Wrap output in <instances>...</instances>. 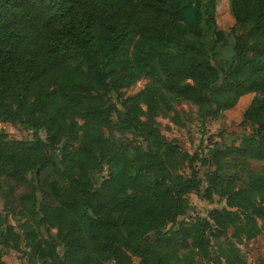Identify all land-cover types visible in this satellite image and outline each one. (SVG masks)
<instances>
[{"label":"trees","instance_id":"1","mask_svg":"<svg viewBox=\"0 0 264 264\" xmlns=\"http://www.w3.org/2000/svg\"><path fill=\"white\" fill-rule=\"evenodd\" d=\"M214 13L215 0H0V121L33 130L15 145L0 135V199L25 219L21 235L1 233L3 247L23 243L28 264H197L229 229L238 243L259 234L264 171L247 161L264 163V0H230L243 31L230 32L232 42ZM142 77L153 84L112 121L109 94ZM248 93L243 122L254 131L233 149L189 154L154 122L168 117L167 97L215 117ZM113 128L143 146L106 137ZM59 146L55 160L48 149ZM224 158L237 185L219 176ZM196 163L215 167L204 189L192 170L175 173ZM102 165L107 174L94 183L90 170ZM190 193L207 202L215 193L226 208L180 223ZM234 260L218 246L210 262Z\"/></svg>","mask_w":264,"mask_h":264},{"label":"rangeland","instance_id":"2","mask_svg":"<svg viewBox=\"0 0 264 264\" xmlns=\"http://www.w3.org/2000/svg\"><path fill=\"white\" fill-rule=\"evenodd\" d=\"M214 18L217 29L228 35V39L232 42V35L239 36L243 31L235 26L234 19L230 13V0H215ZM149 78L142 77L133 84L120 89L118 92L109 94L108 105L113 110L111 119L116 122L118 113L122 111L121 102L124 100H131L137 93L152 85ZM254 97L253 93L243 95L236 105L227 111L218 113L215 117H203L197 107L177 102L174 99L167 97L170 108L167 110V116L156 114L154 122L161 135L167 140L177 144L182 150L189 154H208L212 150L221 147L222 150H229L238 147L240 140L251 135L254 131L253 126L247 122H243V113ZM142 114L139 115L141 121L147 119V111L143 104H139ZM78 125H82L81 121H77ZM0 135L9 144L15 145L17 143H28L33 139V130L25 127L19 123H9L0 121ZM106 137H110L127 144L129 149L134 145L143 144L131 133H122L116 128L111 131H104ZM39 138L44 141L45 134L41 131L38 133ZM60 146L57 149L49 148L48 151L51 156L58 160L60 157ZM128 154L132 155L129 150ZM224 164L219 176L233 181L235 185L239 182L237 178L233 177L232 160L228 158L223 159ZM247 168L254 171H264V163L257 161H247ZM215 167L208 164L196 163L189 168L187 164H182L175 168V173L184 177L191 174V170L196 173L197 177L202 181V189L205 188V175L211 173ZM107 166L102 165L101 169L94 166L91 170V177L94 183L99 182L101 177L106 176ZM191 206V210L187 211L181 216L178 221L183 224H190L195 217H206V214L211 209L226 208L225 199L219 197L217 194L212 195L211 202H207L202 198L201 194L196 195L190 193L187 196ZM255 200L259 203L258 196ZM254 220L260 230L259 234L249 241L238 243L231 235L232 230L229 229L225 238L210 239L209 258L195 257L197 264H211L210 259L216 255L217 247L224 246L225 248H232L235 254V260L232 264H236V260H240L241 264H257V262L264 258V218L254 216ZM25 219L13 215L4 208L2 200L0 199V235L7 227H10L11 232L21 235L22 224ZM44 229H42V232ZM27 250L23 243L19 244L18 250L8 249L1 245L0 239V264H28L26 260ZM237 258V259H236ZM60 260V259H59ZM61 261V260H60ZM104 264H113L112 261H107ZM133 264H138V260L133 258Z\"/></svg>","mask_w":264,"mask_h":264},{"label":"water","instance_id":"3","mask_svg":"<svg viewBox=\"0 0 264 264\" xmlns=\"http://www.w3.org/2000/svg\"><path fill=\"white\" fill-rule=\"evenodd\" d=\"M56 264H62V262L59 260L58 263H56Z\"/></svg>","mask_w":264,"mask_h":264},{"label":"built area","instance_id":"4","mask_svg":"<svg viewBox=\"0 0 264 264\" xmlns=\"http://www.w3.org/2000/svg\"><path fill=\"white\" fill-rule=\"evenodd\" d=\"M197 155H198V157H201V156H202L201 154H198V153H197ZM204 155H205V154H204Z\"/></svg>","mask_w":264,"mask_h":264}]
</instances>
